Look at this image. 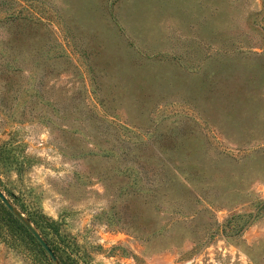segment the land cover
<instances>
[{
  "label": "rangeland",
  "instance_id": "obj_1",
  "mask_svg": "<svg viewBox=\"0 0 264 264\" xmlns=\"http://www.w3.org/2000/svg\"><path fill=\"white\" fill-rule=\"evenodd\" d=\"M0 191L77 264H264V0H0Z\"/></svg>",
  "mask_w": 264,
  "mask_h": 264
},
{
  "label": "trees",
  "instance_id": "obj_2",
  "mask_svg": "<svg viewBox=\"0 0 264 264\" xmlns=\"http://www.w3.org/2000/svg\"><path fill=\"white\" fill-rule=\"evenodd\" d=\"M1 208L4 211V216L3 218H0V233L3 228L2 222L5 219H8L15 224L16 229L25 236V238H29L35 245L37 251L36 264H77L67 250L61 246V242L50 236V229L52 228L51 224L48 223L45 228H42L40 235L47 242L54 256L43 247L42 243L33 235L32 231L23 220L18 218L8 207H5V205L2 204ZM37 228L39 227L37 226Z\"/></svg>",
  "mask_w": 264,
  "mask_h": 264
},
{
  "label": "water",
  "instance_id": "obj_3",
  "mask_svg": "<svg viewBox=\"0 0 264 264\" xmlns=\"http://www.w3.org/2000/svg\"><path fill=\"white\" fill-rule=\"evenodd\" d=\"M0 199L3 201V203L21 220H23L26 225L30 228L33 235L42 243L43 247L52 255L53 252L51 251L49 245L47 242L43 239V237L40 235V233L31 225L25 218V216L22 213L17 212L15 207L9 202V200L5 197V195L0 191ZM55 258V257H54Z\"/></svg>",
  "mask_w": 264,
  "mask_h": 264
}]
</instances>
